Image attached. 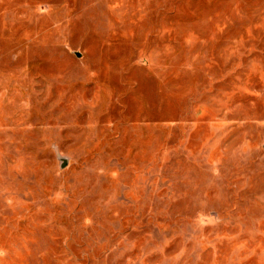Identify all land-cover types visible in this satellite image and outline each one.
Segmentation results:
<instances>
[{
  "label": "rangeland",
  "instance_id": "1",
  "mask_svg": "<svg viewBox=\"0 0 264 264\" xmlns=\"http://www.w3.org/2000/svg\"><path fill=\"white\" fill-rule=\"evenodd\" d=\"M0 264H264V0H0Z\"/></svg>",
  "mask_w": 264,
  "mask_h": 264
}]
</instances>
